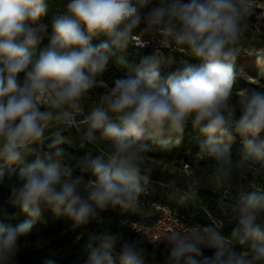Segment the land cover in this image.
I'll return each mask as SVG.
<instances>
[{
	"label": "clouds",
	"instance_id": "obj_1",
	"mask_svg": "<svg viewBox=\"0 0 264 264\" xmlns=\"http://www.w3.org/2000/svg\"><path fill=\"white\" fill-rule=\"evenodd\" d=\"M50 7L49 0H0V187L7 188L0 264L47 246L42 236L31 239L45 209L80 227L109 209L137 207L152 179L147 153L179 143L189 125L200 134L199 151L215 161L217 186L264 167V89L233 91L253 0H67L45 22ZM137 30L183 46L196 62L166 74L155 52L130 62L124 53ZM250 55L264 65V51ZM110 63L124 75L78 119ZM61 127L89 141L99 134L109 150L86 158L77 175L65 159ZM237 138L242 149L234 158ZM232 207L236 221L227 234L210 220L171 228L161 239L128 238V221H121L89 237L82 264H151L158 252L162 264H264V190L241 188ZM9 208L24 219L6 222L15 219Z\"/></svg>",
	"mask_w": 264,
	"mask_h": 264
},
{
	"label": "trees",
	"instance_id": "obj_2",
	"mask_svg": "<svg viewBox=\"0 0 264 264\" xmlns=\"http://www.w3.org/2000/svg\"><path fill=\"white\" fill-rule=\"evenodd\" d=\"M60 0H49L50 9L49 14L46 16L45 22L50 20L53 14L61 12L62 9L58 3ZM47 44V40L43 42ZM94 44L99 43V40H94ZM43 45H41L42 47ZM128 60L133 63H138L140 58L144 55L150 54L146 50L134 48L129 46L124 53ZM186 62L195 63L192 58L182 59L178 64L163 62L162 71L166 74L169 71L175 70L177 67ZM259 66L256 58L244 61L241 56H238L236 61V71L238 73L237 85L234 88V94H239L240 91L248 88L259 87L264 89V78H258L252 75V79L257 80L256 83H248L243 79L242 74L244 71L253 74V69ZM264 67V65H261ZM124 75V70L115 63H110L104 74L97 78V83H102L104 88L109 90L113 85L115 79ZM104 92L100 89L99 93ZM62 134L65 138L63 147L66 149L65 159L71 163V166L76 165L81 168L83 161L89 156L100 155L105 152L104 147L98 145L95 141L86 140L83 137V132H77L74 128L62 127ZM201 139L197 130L193 129L191 125L186 128L183 138L179 143H174L167 149H162L159 145H153L147 153V158L157 160L163 159H176L180 160L185 166H188L192 171V179L182 177H172L169 187L167 189L160 187H153L152 194L148 197L142 194L139 199V211L128 210L124 211L120 208L109 209L91 223L74 227L72 222L67 218L55 217L50 210L45 209L41 220L35 225L33 229L34 235H46L54 239V245L69 246L72 250L71 258L68 260H61L49 252V247L37 249L35 247L29 248L27 251L21 253L17 257V264H44L46 259H54L56 264H82V260L77 261L78 255H83L85 246L89 242V237L99 231L117 230L120 222L124 218H129L145 224L148 223L147 216L151 213L153 204H162L168 206L174 211H177L183 220L192 225L198 223L207 225L209 220L203 213V208L206 209L216 221L222 222L224 225V232L227 234L231 230V226L236 221V213L232 207L233 202L236 200L237 193L240 188H252L248 184L250 182H257L259 178L253 174V170L260 169L264 171V167L253 166L246 170L242 175L234 177L233 181L229 184L232 190L216 189L211 184V173L215 165V161L201 153L198 148V142ZM68 141L72 145L68 146ZM242 149L239 138L232 145L233 157H238ZM82 169V168H81ZM77 170V169H76ZM77 175L80 171L77 170ZM87 180H92L90 174L85 175ZM9 180H14V177H9ZM151 180H156L152 178ZM160 181V180H156ZM198 184H197V183ZM190 187L195 188L196 193L193 199L185 202L183 201V191L188 190ZM7 195V188L0 187V203L3 197ZM8 214L11 216L15 214V219L7 220L6 222L18 223L19 220L24 219L19 209L9 208ZM124 234L128 238H136L132 233L123 229ZM210 254V253H209ZM162 257L157 254V260H153L151 264H162L160 261Z\"/></svg>",
	"mask_w": 264,
	"mask_h": 264
},
{
	"label": "rangeland",
	"instance_id": "obj_3",
	"mask_svg": "<svg viewBox=\"0 0 264 264\" xmlns=\"http://www.w3.org/2000/svg\"><path fill=\"white\" fill-rule=\"evenodd\" d=\"M66 2L67 0H60L58 3L62 11ZM253 4L255 7V11L250 17L249 27L241 36V41L239 45L240 52L238 56H241L244 61H248L249 59L255 58V56L250 55V53L253 50L258 52L264 51V0H253ZM133 41L134 42H132L129 46L131 47L134 46V48L146 50L150 54L155 52V54L160 58L162 63L170 62V63L178 64L182 59H184V57L194 59L191 53L186 48L177 45L173 41L166 40V38L160 34H144L141 33L139 30H137L136 33L134 34ZM145 44H147V46H144ZM252 75H255V77L257 76L258 78H264V67H262L261 65L257 66L255 69H253V74L244 71L242 77L248 83H256L257 80L252 79L251 78ZM100 89H104V92H102L101 94L99 93ZM107 91L108 90L104 88V85L102 83H97V85L93 89H91L88 93H86L85 97L81 102V115L78 117V119L82 120L84 118V114H86L93 107L101 103ZM48 135H50V133H46V137ZM95 142L98 145L104 147L105 151L109 150L110 147L109 144L102 137H100L99 134H97V139L95 140ZM70 145L72 144L71 142L68 141V146ZM146 162L148 165L151 166L152 178L156 180H160L164 184L170 183V179L172 177H182V178H188L190 180L192 179L191 169L186 168L185 165L180 160H176V159L157 160L153 158H147ZM68 163L71 165L70 162ZM72 167L74 169L79 170L80 172L82 171V169L76 165L74 166L72 165ZM88 174L89 173H85V175ZM253 174L259 178V181L252 183L250 182L248 186L252 188L255 187L264 190V171H261L260 169L259 170L255 169L253 170ZM85 182L89 183L91 181L85 178ZM210 182L214 187H216V189H223V190L226 189L229 192L230 190H232V188L230 187L231 185L229 184L223 187H219L212 181V178ZM131 210L139 211L140 209L135 207L134 209ZM41 236L48 240V244L46 247H49V252L52 255L65 261L71 258L72 250L69 248V246L67 247L63 245H58V246L54 245V239L52 237H48L46 235L32 234L31 239L35 241L38 237ZM31 247H35V246H31ZM29 248L23 250L21 253L27 251ZM35 248L41 249L38 247ZM82 259H83V255H78L76 257L77 261Z\"/></svg>",
	"mask_w": 264,
	"mask_h": 264
},
{
	"label": "built area",
	"instance_id": "obj_4",
	"mask_svg": "<svg viewBox=\"0 0 264 264\" xmlns=\"http://www.w3.org/2000/svg\"><path fill=\"white\" fill-rule=\"evenodd\" d=\"M185 167L189 168L188 166ZM155 186L165 189L169 187L168 184H164L161 181L151 180V183L147 186V191L144 195H146V197L150 196L152 194V188ZM195 193L196 190L193 187H190L188 190L183 191V201L188 202L192 200ZM202 210L209 222L210 220H215L206 209L203 208ZM147 219L148 223L150 224H145L143 222H139L129 218H124L121 221H128V225L125 228L135 237H138L142 234L145 239L152 240L161 239L171 228L191 226L183 220V218L177 211H174L168 206L162 204H153L151 213L147 216ZM162 249L163 244H161V250Z\"/></svg>",
	"mask_w": 264,
	"mask_h": 264
}]
</instances>
